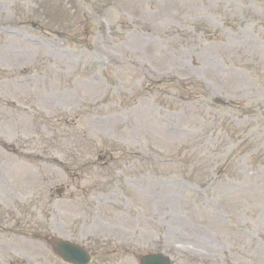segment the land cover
<instances>
[{
	"label": "rangeland",
	"instance_id": "1",
	"mask_svg": "<svg viewBox=\"0 0 264 264\" xmlns=\"http://www.w3.org/2000/svg\"><path fill=\"white\" fill-rule=\"evenodd\" d=\"M196 25L222 41L207 44ZM258 59L264 65L262 0H0V165L22 140L40 174L37 187L14 178L22 196L37 195L21 207L5 193L14 189L7 170L0 233L47 222L87 245L94 264H136L156 248L176 264H264V71L246 66ZM166 75L191 77L205 93L161 110L149 96L170 94L157 82ZM215 96L232 104L213 106ZM231 128L241 136L231 140ZM119 151L142 167L123 166ZM61 185L68 192L56 201ZM2 244L0 263L60 264L37 257V243H16L18 256Z\"/></svg>",
	"mask_w": 264,
	"mask_h": 264
}]
</instances>
